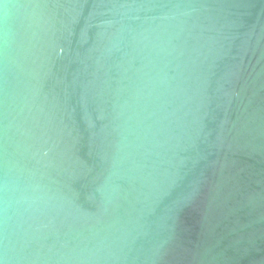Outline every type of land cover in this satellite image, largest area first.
Listing matches in <instances>:
<instances>
[{
  "label": "water",
  "instance_id": "95a60500",
  "mask_svg": "<svg viewBox=\"0 0 264 264\" xmlns=\"http://www.w3.org/2000/svg\"><path fill=\"white\" fill-rule=\"evenodd\" d=\"M0 264H264V0H0Z\"/></svg>",
  "mask_w": 264,
  "mask_h": 264
}]
</instances>
